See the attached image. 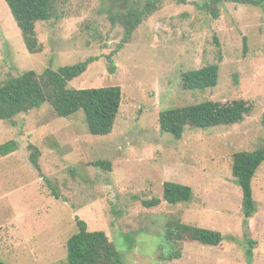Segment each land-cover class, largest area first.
<instances>
[{"label": "rangeland", "instance_id": "rangeland-1", "mask_svg": "<svg viewBox=\"0 0 264 264\" xmlns=\"http://www.w3.org/2000/svg\"><path fill=\"white\" fill-rule=\"evenodd\" d=\"M148 1L56 0L57 15L37 24L43 48L31 54L0 0V85L23 72L99 56L69 87L123 91L109 136L90 134L82 111L58 118L48 104L0 120V146H19L0 154V259L6 264H68L66 245L78 232L77 218L90 231H104L123 264H264V163L252 183L258 210L250 219L232 173L235 153L264 148V8L227 3L214 19L198 8L203 0H161L116 52L111 74L106 56L124 38L111 16ZM211 64L220 66L217 87L183 89L184 73ZM236 99L254 104L242 124L188 127L181 140L161 131L166 110ZM31 146L40 170L31 162ZM167 182L191 187L193 200L145 208L143 201L163 197ZM169 219L215 230L223 242H169Z\"/></svg>", "mask_w": 264, "mask_h": 264}, {"label": "trees", "instance_id": "trees-1", "mask_svg": "<svg viewBox=\"0 0 264 264\" xmlns=\"http://www.w3.org/2000/svg\"><path fill=\"white\" fill-rule=\"evenodd\" d=\"M12 16L21 30L29 53L42 50L37 36V24L53 19L56 15V0H5ZM161 0H149L142 9H132L126 13L113 15L112 21L124 29V38L117 49L106 56L109 72L115 74L117 65L114 56L124 44L128 43L142 22L158 10ZM234 3L264 8V0H203L198 8L210 13L214 19L220 17V7ZM246 43V39H245ZM99 56L90 57L83 62L63 66L58 70L48 68L42 73L27 71L11 77L0 85V120L11 121L20 114H27L41 109L48 104L58 118H70L80 111L85 114V121L90 134L109 136L112 134L123 101L120 86L76 89L69 83L83 75L90 64L98 61ZM220 78L218 64L207 65L201 69L184 73L182 87L186 91H205L217 87ZM254 111V104L244 99L229 102L207 100L166 110L160 114L159 124L163 133L171 134L181 140L187 128L208 129L222 125L242 124ZM16 141H9L0 146V154L7 156L18 148ZM30 159L34 167L40 170L39 152L34 146ZM264 163V148L255 151H239L233 156L232 173L243 191V212L247 219L257 213L254 199L253 180L260 166ZM96 166L109 168L110 163L97 162ZM48 183V182H47ZM48 185H50L48 183ZM51 187V185H50ZM53 195L61 198L57 191ZM193 189L179 183L164 184L163 197H154L143 201L145 208L159 207L163 201L178 205L193 200ZM78 232L67 242L68 264H123L118 251L104 231H90L82 219L77 218ZM166 239L169 242L192 241L203 245L219 246L223 242L221 233L183 223L180 219H169L164 225ZM256 244L250 240V245ZM252 253V250H249ZM0 264H6L0 259Z\"/></svg>", "mask_w": 264, "mask_h": 264}]
</instances>
